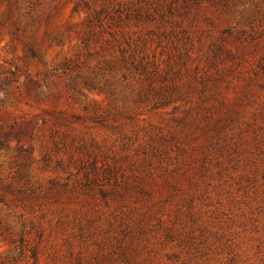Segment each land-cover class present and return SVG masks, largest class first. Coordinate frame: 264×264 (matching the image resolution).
<instances>
[{
	"label": "rangeland",
	"instance_id": "374dc122",
	"mask_svg": "<svg viewBox=\"0 0 264 264\" xmlns=\"http://www.w3.org/2000/svg\"><path fill=\"white\" fill-rule=\"evenodd\" d=\"M0 264H264V0H0Z\"/></svg>",
	"mask_w": 264,
	"mask_h": 264
},
{
	"label": "trees",
	"instance_id": "16d2710c",
	"mask_svg": "<svg viewBox=\"0 0 264 264\" xmlns=\"http://www.w3.org/2000/svg\"><path fill=\"white\" fill-rule=\"evenodd\" d=\"M18 241H19V247H20V250H19V252H18V256H17V258L18 257H20L21 255H22V251H21V249H22V247H23V245H24V243H23V235L22 234H20L19 235V237H18ZM14 259V258H13Z\"/></svg>",
	"mask_w": 264,
	"mask_h": 264
}]
</instances>
